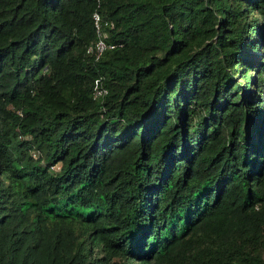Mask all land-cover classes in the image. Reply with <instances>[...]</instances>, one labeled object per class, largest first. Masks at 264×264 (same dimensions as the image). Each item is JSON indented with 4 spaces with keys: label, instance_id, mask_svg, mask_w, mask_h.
<instances>
[{
    "label": "trees",
    "instance_id": "1",
    "mask_svg": "<svg viewBox=\"0 0 264 264\" xmlns=\"http://www.w3.org/2000/svg\"><path fill=\"white\" fill-rule=\"evenodd\" d=\"M0 264H264V0H0Z\"/></svg>",
    "mask_w": 264,
    "mask_h": 264
},
{
    "label": "built area",
    "instance_id": "2",
    "mask_svg": "<svg viewBox=\"0 0 264 264\" xmlns=\"http://www.w3.org/2000/svg\"><path fill=\"white\" fill-rule=\"evenodd\" d=\"M91 19L96 38L92 43L86 45L85 53L97 58L105 48L113 47L114 44L111 42L107 43L105 41L106 32L102 28L101 24H105L106 22H102L97 10L94 9L92 11ZM109 25H111V22H109ZM105 93L106 88L102 85L100 79L95 78L92 83L91 97L94 99L101 98Z\"/></svg>",
    "mask_w": 264,
    "mask_h": 264
},
{
    "label": "rangeland",
    "instance_id": "3",
    "mask_svg": "<svg viewBox=\"0 0 264 264\" xmlns=\"http://www.w3.org/2000/svg\"><path fill=\"white\" fill-rule=\"evenodd\" d=\"M250 53V52H249ZM252 56V55H251ZM253 89V88H252Z\"/></svg>",
    "mask_w": 264,
    "mask_h": 264
}]
</instances>
